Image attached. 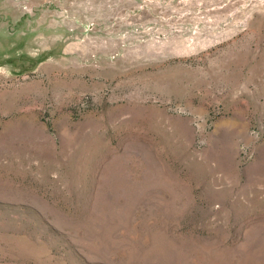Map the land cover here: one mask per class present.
Here are the masks:
<instances>
[{"label":"rangeland","instance_id":"1","mask_svg":"<svg viewBox=\"0 0 264 264\" xmlns=\"http://www.w3.org/2000/svg\"><path fill=\"white\" fill-rule=\"evenodd\" d=\"M0 264H264V0H0Z\"/></svg>","mask_w":264,"mask_h":264}]
</instances>
